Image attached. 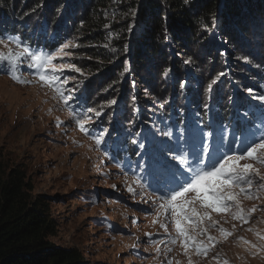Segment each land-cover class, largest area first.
I'll list each match as a JSON object with an SVG mask.
<instances>
[{"label":"rangeland","instance_id":"obj_1","mask_svg":"<svg viewBox=\"0 0 264 264\" xmlns=\"http://www.w3.org/2000/svg\"><path fill=\"white\" fill-rule=\"evenodd\" d=\"M1 25H8V22L5 20ZM62 27L60 31L49 33V44L57 37L62 43L72 40L79 45L65 50L70 53L66 59L77 66L83 58L80 56L82 36L66 34L65 25ZM11 30L21 32V29L11 27L7 31L0 30V37L12 36ZM26 30L28 35L34 33L33 28ZM26 30L22 29L21 33ZM207 34L212 40L213 50L196 48L193 53L199 62L194 64L185 63L190 60L179 57L183 76L178 79L182 80L184 88L180 87L179 91L173 89L167 104L162 102L164 96L158 93L160 88L156 86L169 79L173 80L172 85L176 84L177 72L173 68L163 79L152 69H160L157 63L150 66V62L145 63L139 70L142 81L138 86L135 83L138 73L135 71L140 68L132 69L131 59L126 64L128 71L121 74L114 71L109 79H105L103 73L93 74L85 70H82L83 75L66 72L74 77L66 87L77 89L72 106L78 111L91 108L101 113L99 116L90 114L92 121L87 124L90 132L87 136L79 131L72 112L53 90L42 86L27 71L24 78L32 80L27 85L17 84L7 75L0 74V155L9 167L21 165L33 183L34 195L44 197L51 204L53 218L58 225L57 236L52 241L57 247L79 249L87 264H167V259H172L173 264L176 261L187 264V257L179 245L168 244L169 236L175 235L171 223L168 233L160 228L159 223L153 224L157 205L152 202L155 197L151 189L142 193L133 181L143 177L147 184L157 186L159 175L166 173V166L171 167L168 165L170 156L165 150L170 145L183 144L184 140H194L198 144L203 134L210 146V155L215 156L214 149L220 145L222 135L225 145L241 135L245 138L264 135V118L259 117L258 124L248 127L245 134L236 132L233 127L219 129L210 122L208 105L214 96L231 99L230 106L244 120L247 115L239 109L237 96L247 98L250 109L264 108V102L259 99L264 96V39L254 38V42L249 41L250 45L245 44L246 49H241L238 54L240 45L229 44L231 38H226L220 29ZM263 35L262 32L257 37ZM40 50L50 51L46 48ZM131 50L129 47L128 51ZM0 51L7 49L0 47ZM210 53L213 57L209 56ZM172 54L171 51L169 55ZM126 60L127 56H124L123 61ZM198 71L206 76L204 84L197 78ZM185 76H188V81ZM111 78L115 82L113 85L110 84ZM146 80L150 81L149 84ZM185 80L190 85L189 89L200 94L199 105L203 103L207 111L208 127L199 123L200 115L198 110L193 111V99L184 100L182 97L187 93ZM212 80L217 82L209 93L207 86ZM180 97L183 100H179ZM113 100L115 104L111 103ZM180 105L191 110V114L187 115L189 119L174 123L177 117L186 115L177 111L175 117L167 116V106L170 110ZM165 132L172 135L166 136ZM100 133L106 134L98 148L94 137ZM178 136L181 137L179 141ZM129 144L138 154L135 161L125 153ZM128 186L135 189V194L127 191ZM241 206L245 209L256 206L260 210L252 215L248 224L243 225L231 216L213 214L219 226L233 234L225 240L217 230L210 229L209 235L219 242L207 257L193 254L194 264H217L214 257H219L220 264L225 260L228 264H264V241L248 231L254 228L264 235V197L260 200L242 198ZM241 238L249 244L241 243ZM250 245L256 246V255L252 254ZM165 246L173 247L167 258ZM157 247L161 249L160 255L156 253Z\"/></svg>","mask_w":264,"mask_h":264},{"label":"trees","instance_id":"obj_2","mask_svg":"<svg viewBox=\"0 0 264 264\" xmlns=\"http://www.w3.org/2000/svg\"><path fill=\"white\" fill-rule=\"evenodd\" d=\"M130 9L136 10L135 19L129 14ZM0 15L9 25H1L5 20L0 16V30L15 27L22 32L33 28L32 35L27 30H11V34L37 50L57 49L62 42L56 37L49 44V33L60 31L65 25L66 34L82 36L83 58L77 66L93 74L103 73L105 79L112 77L114 71H125L128 59L132 69L140 68L135 71L137 86L142 81L139 70L145 63H157L160 69H152L163 79L173 68L177 72L176 84L172 85L173 80L169 79L156 86L166 104L173 89L179 91L181 87L182 80L178 78L183 76V66L179 57L194 64L199 62L193 53L196 48L213 50L207 32L220 29L226 38H231L229 44L240 45L238 54L249 41L264 39V35L257 37L264 33V0H0ZM129 25H134L131 31ZM169 51L173 54L169 55ZM209 56L213 57L211 53ZM196 75L203 84L207 82L201 72ZM185 79L188 81V76ZM186 80L183 99L201 100ZM149 82L146 80V84ZM110 84H115L113 78ZM171 109L167 106V113ZM130 147L133 148L131 144ZM129 150L126 153L135 159L136 152ZM34 190L23 167H9L0 155V264H87L79 249L57 247L52 241L58 233L52 206L44 197H36Z\"/></svg>","mask_w":264,"mask_h":264},{"label":"snow or ice","instance_id":"obj_3","mask_svg":"<svg viewBox=\"0 0 264 264\" xmlns=\"http://www.w3.org/2000/svg\"><path fill=\"white\" fill-rule=\"evenodd\" d=\"M129 14L135 19L136 10L130 9ZM112 15L115 17L116 14L112 13ZM133 27L134 25H129L128 30L131 31ZM78 46L72 40H68L55 50H33L27 44H23L17 36L0 37V47L7 49L0 51V74L7 75L17 84L27 85L32 83V80L24 78L27 71L28 75L33 76L42 86L53 90L56 97L72 112L79 131L87 136L90 135L87 124L92 121L90 114L99 116L101 113L94 112L91 108L78 111L72 106L77 89L66 87L68 81L74 79L66 72H76L81 75L83 72L71 63L70 59H66L70 53L65 50ZM185 63L190 61L186 60ZM125 71L128 69L125 68ZM220 75L223 76L224 73ZM216 82L212 80L208 84L209 93ZM181 88H184V83H181ZM248 91L251 93V89ZM259 99L264 102V96H260ZM111 103L115 104L116 101L113 100ZM105 134L100 133L94 137L98 148L102 145ZM164 135L171 136L172 133L165 132ZM180 139L181 137L178 136L177 141ZM224 140L222 135L220 145L214 149L215 156L210 155V146L206 144L203 134L198 144L194 140L191 142L184 140L183 144L170 145L165 151L170 156L168 165L171 167L166 166V173L159 175L157 186L147 184L143 177H137L133 181L142 193L146 189H151V194L155 197L152 202L157 205L153 224L159 223L160 228L168 233L169 222L171 223L175 235L169 236L168 244L179 245L183 255L187 257V264H194L193 254L196 257H207L219 242L209 235L210 229L217 230L220 237L225 240L232 236V232L219 226V221L213 218V214L228 215L242 225L248 224L252 215L260 209L256 206L243 208L241 199L260 200L264 197V171H262L264 135L251 138L241 135L234 137L232 143L227 145ZM133 143L136 141L133 140ZM173 161L176 163L173 164ZM172 168H175L174 172ZM127 191L135 194L132 186H128ZM248 231L254 232L259 240L264 241V235L254 228H249ZM240 242L249 244L243 238ZM250 250L256 255L255 245H250ZM172 251L173 247L165 246V257L167 258L168 253ZM156 253L160 255L159 247ZM214 259L220 264L219 257ZM167 264H173V260L167 259ZM176 264L180 262L176 261ZM223 264H228V261H223Z\"/></svg>","mask_w":264,"mask_h":264}]
</instances>
